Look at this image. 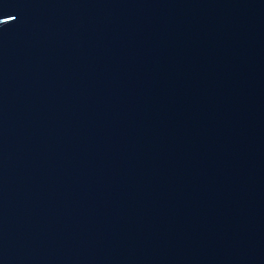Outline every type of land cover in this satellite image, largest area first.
I'll use <instances>...</instances> for the list:
<instances>
[{"label": "water", "instance_id": "1", "mask_svg": "<svg viewBox=\"0 0 264 264\" xmlns=\"http://www.w3.org/2000/svg\"><path fill=\"white\" fill-rule=\"evenodd\" d=\"M0 264H264V0H0Z\"/></svg>", "mask_w": 264, "mask_h": 264}]
</instances>
